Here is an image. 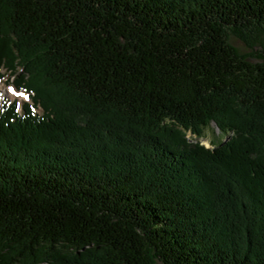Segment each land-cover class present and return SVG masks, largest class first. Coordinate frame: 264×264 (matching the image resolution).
Segmentation results:
<instances>
[{
    "label": "trees",
    "instance_id": "16d2710c",
    "mask_svg": "<svg viewBox=\"0 0 264 264\" xmlns=\"http://www.w3.org/2000/svg\"><path fill=\"white\" fill-rule=\"evenodd\" d=\"M1 67L0 264H264V0H0Z\"/></svg>",
    "mask_w": 264,
    "mask_h": 264
},
{
    "label": "rangeland",
    "instance_id": "374dc122",
    "mask_svg": "<svg viewBox=\"0 0 264 264\" xmlns=\"http://www.w3.org/2000/svg\"><path fill=\"white\" fill-rule=\"evenodd\" d=\"M229 42L241 53L247 55L250 53V50L238 39L234 37L229 38ZM259 47H256L255 50H259ZM22 73V70L17 68L15 76H18ZM14 77L11 76L4 68H0V108L8 102H16L21 107L23 104H31L28 95L22 91L18 90L13 86ZM15 91V95L12 91ZM35 113L40 114L41 110H34ZM182 131V130H181ZM184 138L190 144H197L204 147L205 149L212 150L217 145L225 143L231 136L232 132H229L227 135H222L216 128L214 123H211L209 126L203 129L201 136H195L189 131H182Z\"/></svg>",
    "mask_w": 264,
    "mask_h": 264
},
{
    "label": "snow or ice",
    "instance_id": "6c2138e0",
    "mask_svg": "<svg viewBox=\"0 0 264 264\" xmlns=\"http://www.w3.org/2000/svg\"><path fill=\"white\" fill-rule=\"evenodd\" d=\"M9 91H12L14 95L16 94V93H15V91H14V90H12V89H9Z\"/></svg>",
    "mask_w": 264,
    "mask_h": 264
}]
</instances>
